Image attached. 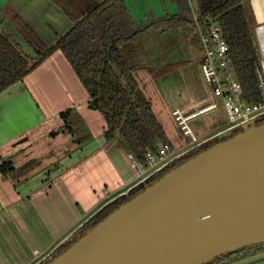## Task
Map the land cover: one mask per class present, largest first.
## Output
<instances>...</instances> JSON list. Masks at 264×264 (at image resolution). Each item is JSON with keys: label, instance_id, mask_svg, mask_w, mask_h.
<instances>
[{"label": "crops", "instance_id": "obj_1", "mask_svg": "<svg viewBox=\"0 0 264 264\" xmlns=\"http://www.w3.org/2000/svg\"><path fill=\"white\" fill-rule=\"evenodd\" d=\"M98 1L0 0V30L21 47L14 37L22 35L12 19L17 14L43 42L53 44L71 27L73 18H80ZM124 1L138 25L180 14L177 5L172 13L156 15L151 9L148 13L146 4L140 6L143 13L135 15L136 0ZM253 10L258 20L264 19V13ZM188 24L193 22L169 29L149 27L120 49L130 65L139 66L144 64L142 42L149 46L152 39L159 41L156 50L163 61L151 59L150 71L166 65L168 75L173 71L184 76L188 62L199 68L201 58L197 30L194 24L193 29L186 28ZM199 99L179 102L172 110ZM65 110L69 127L61 117ZM225 124H217L201 136L208 137ZM105 126L102 114L90 106L86 89L59 49L0 92V264L37 263L87 216L136 184L125 145L118 138L106 141ZM171 142L179 150L187 147L186 141L178 146ZM4 162L11 164L5 173L1 170ZM247 264H264V258Z\"/></svg>", "mask_w": 264, "mask_h": 264}, {"label": "water", "instance_id": "obj_2", "mask_svg": "<svg viewBox=\"0 0 264 264\" xmlns=\"http://www.w3.org/2000/svg\"><path fill=\"white\" fill-rule=\"evenodd\" d=\"M262 117L220 129L196 147L208 146L161 174L189 150L179 153L105 202L85 221L125 197L66 249L51 256L85 221L35 264H206L242 248L249 253L232 254L221 264L264 258V122L257 123ZM139 185L144 189L131 194Z\"/></svg>", "mask_w": 264, "mask_h": 264}, {"label": "trees", "instance_id": "obj_3", "mask_svg": "<svg viewBox=\"0 0 264 264\" xmlns=\"http://www.w3.org/2000/svg\"><path fill=\"white\" fill-rule=\"evenodd\" d=\"M172 1L179 7L180 14L153 18L138 25L124 0H99L80 18H73L71 27L49 45L20 16L12 15L27 42L35 49V55L25 53L16 41L0 30V92L22 79L52 51L59 49L86 89L90 106L102 114L106 124L103 132L106 141L120 139L127 152L139 160H143L148 150L155 151L163 144L172 145L151 101L140 86L136 74L138 66L130 65L120 49L121 44L134 41L149 27L169 29L193 22L189 1ZM196 3L201 18L211 16L222 24L229 55L236 76L242 84L245 99L260 100L256 68L261 63L252 26L256 19L251 9H248L243 0H196ZM66 113L67 110L61 112V117L69 127ZM262 122L264 117L257 121ZM208 145L206 143L189 150L170 163L166 171ZM10 167V162H4L1 170L5 173ZM160 175L154 176L147 183L150 184ZM143 189L144 186L139 185L131 194ZM124 201L125 197H118L94 214L67 241L58 245L51 256L66 249L78 235L85 233ZM247 253L249 248H242L232 254L237 257ZM232 254L217 257L206 264H221L232 259Z\"/></svg>", "mask_w": 264, "mask_h": 264}, {"label": "built area", "instance_id": "obj_4", "mask_svg": "<svg viewBox=\"0 0 264 264\" xmlns=\"http://www.w3.org/2000/svg\"><path fill=\"white\" fill-rule=\"evenodd\" d=\"M191 18L200 41L199 71L209 89L203 98L171 111L181 133L188 138L185 149L179 150L174 145L163 144L155 151L148 150L143 160L128 153L132 174L138 179L137 181L155 173L179 153L191 150L206 141V136L198 137L193 134L189 121L214 110L219 104L223 105L227 115L224 128L264 113V20L256 19L252 24L261 63V66L256 68L257 86L261 99L247 101L229 55L222 24L211 16L201 18L198 10L191 12Z\"/></svg>", "mask_w": 264, "mask_h": 264}, {"label": "rangeland", "instance_id": "obj_5", "mask_svg": "<svg viewBox=\"0 0 264 264\" xmlns=\"http://www.w3.org/2000/svg\"><path fill=\"white\" fill-rule=\"evenodd\" d=\"M128 1L131 3V0ZM188 1L190 3L191 12L197 11L196 0ZM243 1L247 5L248 9L254 8V10L259 14L264 13V0ZM146 4H149L148 13L151 9L156 15H158L160 12L172 13V11L178 10L176 4L172 3L170 0H136L135 7L137 8V10L134 8L135 15L142 14L143 10L141 11L140 6H145ZM193 26V24H188L186 28L193 29ZM22 35H15L14 37H17L16 39L21 44V47L25 51V53L33 54L35 52V49L27 42L25 36ZM192 38H194V36ZM142 43H144L145 48L141 53V61L147 65L139 64L136 74L139 75L140 79H138L142 87L144 88L147 97L151 101L158 119L162 123L166 133L174 142L175 146H178L179 143L187 141L188 138L183 136V134L181 133L172 115V108L175 105H181V103L178 104L179 102L186 103L190 101V99L191 101L192 99H199L200 97L204 96V94H207L209 87L203 81L199 68L195 63L190 66V63L188 62L187 70L185 71L184 76H180L178 75V72L175 73L173 71L170 73V75H168L169 71L167 69H169L170 67L166 65L160 67L154 66V70L151 72V68L148 67V64H151V59L158 58V60L163 61L162 55L158 54L156 50V46H160L161 43L153 39L149 46L146 41H143ZM183 46L184 45H181L179 47L181 51ZM176 53L179 54L178 51H176L175 54ZM33 55H35V53ZM186 59H189V56H186ZM148 71L151 73H147ZM224 121H227L225 108L222 104H219L214 110L201 114L198 117L190 120L189 126L195 136L201 137V135L210 130V128H213L215 125L220 124ZM89 216H91V214ZM89 216H87L86 218H88ZM82 222L72 228L70 232L66 234V236L69 235L77 227H79Z\"/></svg>", "mask_w": 264, "mask_h": 264}, {"label": "flooded vegetation", "instance_id": "obj_6", "mask_svg": "<svg viewBox=\"0 0 264 264\" xmlns=\"http://www.w3.org/2000/svg\"><path fill=\"white\" fill-rule=\"evenodd\" d=\"M164 171H166V169L162 170V171H161V174H162ZM158 175H160V174H158Z\"/></svg>", "mask_w": 264, "mask_h": 264}, {"label": "bare ground", "instance_id": "obj_7", "mask_svg": "<svg viewBox=\"0 0 264 264\" xmlns=\"http://www.w3.org/2000/svg\"><path fill=\"white\" fill-rule=\"evenodd\" d=\"M264 20V19H263ZM263 20H261V21H263Z\"/></svg>", "mask_w": 264, "mask_h": 264}]
</instances>
